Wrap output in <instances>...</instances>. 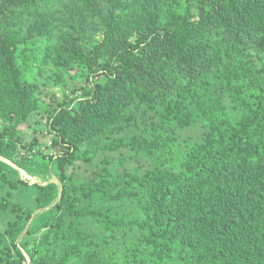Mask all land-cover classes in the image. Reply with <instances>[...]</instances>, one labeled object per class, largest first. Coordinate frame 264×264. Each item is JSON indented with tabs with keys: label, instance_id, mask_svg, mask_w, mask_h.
Instances as JSON below:
<instances>
[{
	"label": "trees",
	"instance_id": "1",
	"mask_svg": "<svg viewBox=\"0 0 264 264\" xmlns=\"http://www.w3.org/2000/svg\"><path fill=\"white\" fill-rule=\"evenodd\" d=\"M0 225V264H264V0H0Z\"/></svg>",
	"mask_w": 264,
	"mask_h": 264
},
{
	"label": "rangeland",
	"instance_id": "2",
	"mask_svg": "<svg viewBox=\"0 0 264 264\" xmlns=\"http://www.w3.org/2000/svg\"><path fill=\"white\" fill-rule=\"evenodd\" d=\"M58 97L60 98V96L58 95ZM36 120L38 119H35L33 118L31 120V125L29 128H26L24 127V131L28 134V135H36V137L39 139V142H41L42 144L48 146L50 144V141L48 139V137H44L42 136L40 133H35L34 132V129L37 127V124H36ZM91 172V170H86L85 168L81 167L78 169V173H83L85 174V176H87L89 173ZM20 174L24 176V173L20 171ZM28 181L30 183H34L36 180H33L32 178L31 179H28ZM0 229L2 230V226L0 225Z\"/></svg>",
	"mask_w": 264,
	"mask_h": 264
},
{
	"label": "water",
	"instance_id": "3",
	"mask_svg": "<svg viewBox=\"0 0 264 264\" xmlns=\"http://www.w3.org/2000/svg\"><path fill=\"white\" fill-rule=\"evenodd\" d=\"M17 244L19 243V241L16 242Z\"/></svg>",
	"mask_w": 264,
	"mask_h": 264
}]
</instances>
